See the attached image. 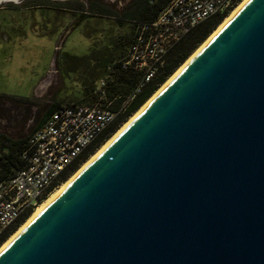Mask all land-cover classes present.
Returning a JSON list of instances; mask_svg holds the SVG:
<instances>
[{
    "label": "water",
    "instance_id": "obj_1",
    "mask_svg": "<svg viewBox=\"0 0 264 264\" xmlns=\"http://www.w3.org/2000/svg\"><path fill=\"white\" fill-rule=\"evenodd\" d=\"M0 264H264V0H245Z\"/></svg>",
    "mask_w": 264,
    "mask_h": 264
},
{
    "label": "rangeland",
    "instance_id": "obj_2",
    "mask_svg": "<svg viewBox=\"0 0 264 264\" xmlns=\"http://www.w3.org/2000/svg\"><path fill=\"white\" fill-rule=\"evenodd\" d=\"M84 1L18 0L15 3L5 2L0 5V145L4 144L1 143L5 142L4 138L28 137L37 128L43 113L53 103H92L98 81L107 75L105 66L125 53L133 28V22L120 15L126 9L127 0H96V5L99 4L96 9L107 8L113 15L119 13L118 17L101 15L96 9H86L88 6ZM52 6L58 7V10H55L56 7L51 8ZM81 11H94L92 14L98 15L79 16L77 19L78 12ZM75 23L77 25L65 33L67 28ZM132 82H127L117 91H131ZM109 92L113 93L111 90ZM123 123H120L92 154Z\"/></svg>",
    "mask_w": 264,
    "mask_h": 264
},
{
    "label": "built area",
    "instance_id": "obj_3",
    "mask_svg": "<svg viewBox=\"0 0 264 264\" xmlns=\"http://www.w3.org/2000/svg\"><path fill=\"white\" fill-rule=\"evenodd\" d=\"M240 0H170L149 22L136 23L125 55L107 66L92 103H66L52 112L27 138L20 152L24 166L0 178V238L28 216L57 186L60 174L142 92L162 66L168 50L201 21L227 14ZM134 71L139 79L130 92L108 91L109 72ZM118 98L122 103L112 109Z\"/></svg>",
    "mask_w": 264,
    "mask_h": 264
},
{
    "label": "trees",
    "instance_id": "obj_4",
    "mask_svg": "<svg viewBox=\"0 0 264 264\" xmlns=\"http://www.w3.org/2000/svg\"><path fill=\"white\" fill-rule=\"evenodd\" d=\"M170 0H133L125 6V11H122V18H126L133 22V28L131 32V37L129 44L132 39V34L136 23L138 22H149L152 21L164 5ZM91 4L89 8L91 10H98L101 15H113L111 11L107 8L96 9L97 5ZM99 6V5H98ZM96 7V8H95ZM96 9V10H95ZM91 11V12H94ZM98 12V13H100ZM119 13L113 16L118 17ZM225 14L213 15L194 26L188 33H186L180 40H178L166 53L164 62L162 66L158 69L156 75L147 84V86L142 90V92L128 105L126 113L123 116L118 117L113 123H111L98 137L91 143L84 152L79 156V158L74 161L66 170H64L58 177V181L54 186L58 185L60 182L64 181L77 166L84 161L90 154H92L95 149L117 128L120 123H123L129 115L134 113L151 95L154 91L165 81V79L175 71L179 65L188 57V55L211 33L217 23L221 20ZM118 20V19H117ZM122 44V43H121ZM128 44V46H129ZM125 45V43H123ZM128 48V47H127ZM127 50V49H126ZM126 52V51H125ZM125 53L116 60H112L109 64L117 62L121 59ZM107 64L105 66V72L107 73ZM111 75V80L108 82V91H113V94H118L119 88H123L124 85L133 81L131 87L139 79V73L134 71L123 72L116 74L115 72H109ZM108 74V73H107ZM118 86V87H117ZM111 87V88H110ZM131 88V89H132ZM123 92V93H122ZM120 94H126L130 91H122ZM111 93V92H110ZM122 103V99H116L112 104V109H116ZM66 104V103H65ZM62 104L53 103L46 111L43 113L41 120L37 128L44 122V120L55 110H57ZM36 128V129H37ZM28 137H20L17 139L4 138L5 142L0 145V178L13 175L17 170L24 166L23 161L20 158V152L26 143ZM27 215L16 222V224L11 227L8 232H6L1 238L0 243L4 241L8 235L14 230V228L22 222Z\"/></svg>",
    "mask_w": 264,
    "mask_h": 264
},
{
    "label": "bare ground",
    "instance_id": "obj_5",
    "mask_svg": "<svg viewBox=\"0 0 264 264\" xmlns=\"http://www.w3.org/2000/svg\"><path fill=\"white\" fill-rule=\"evenodd\" d=\"M0 1H2V0H0ZM4 1V0H3ZM12 1H14V2H17L18 0H12ZM245 0H241L229 13H228V15L222 20V22L220 23V25L213 31V32H211L210 33V35L198 46V48L209 38V37H211L229 18H230V16L242 5V3L244 2ZM197 48V49H198ZM197 49L186 59V61L197 51ZM185 61V62H186ZM184 62V63H185ZM183 63V64H184ZM183 64H181L167 79H166V81L162 84V85H160V87L152 94V96H150V98H148V100L135 112V113H133L130 117H129V119L126 121V122H124L122 125H121V127L116 131V132H118L132 117H134L147 103H148V101H150V99H152V97H154V95H156V93H158L167 83H168V81L175 75V73L181 68V66L183 65ZM115 132V133H116ZM114 133V134H115ZM113 134V135H114ZM112 135V136H113ZM111 136V137H112ZM110 137V138H111ZM109 138V139H110ZM108 139V140H109ZM104 144V143H103ZM102 144V145H103ZM101 145V146H102ZM100 146V147H101ZM93 155V154H92ZM92 155L86 160V161H84V163L67 179V180H65L60 186H58L54 191H52L48 196H47V198L49 197V196H51L52 194H54V193H56L57 191H59L60 189H62L67 183H68V181L70 180V178L92 157ZM47 198H45L41 203H39L35 208H34V210L32 211V213H31V215L25 220V222L24 223H22L19 227H18V229L23 225V224H25L27 221H28V219L33 215V213L47 200ZM17 229V230H18ZM16 230V231H17ZM15 231V232H16ZM14 232V233H15ZM12 235V234H11ZM10 235V236H11ZM9 236V237H10ZM8 237V238H9ZM7 238V239H8ZM7 239H6V241H7ZM6 241H4L3 243H2V245L6 242ZM1 245V246H2ZM0 246V247H1Z\"/></svg>",
    "mask_w": 264,
    "mask_h": 264
},
{
    "label": "flooded vegetation",
    "instance_id": "obj_6",
    "mask_svg": "<svg viewBox=\"0 0 264 264\" xmlns=\"http://www.w3.org/2000/svg\"><path fill=\"white\" fill-rule=\"evenodd\" d=\"M64 1H66V0H64ZM131 1H133V0H127V1H126V4L130 3ZM84 3H87V6H88V7H85L86 9L89 8V6H90L91 4H97V3H96V0H95V1H92V0H85ZM126 4H124V6H125ZM98 5H99V4H98ZM98 5H97V6L95 5V6L98 7ZM54 7H56V6H54ZM56 8H58V7H56ZM78 13H79V15H77V19L79 18V16H81V17H82V16H83V17H86V16H88V15H90V16H91V15H92V16L98 15V14H95V13L92 14V12L90 13V12H88V11H81V12H78ZM75 19H76V18H75Z\"/></svg>",
    "mask_w": 264,
    "mask_h": 264
},
{
    "label": "crops",
    "instance_id": "obj_7",
    "mask_svg": "<svg viewBox=\"0 0 264 264\" xmlns=\"http://www.w3.org/2000/svg\"><path fill=\"white\" fill-rule=\"evenodd\" d=\"M37 6V5H36ZM39 6V5H38ZM40 7H49V6H47V5H40ZM54 6H52L51 8H53ZM55 10H58V8H56Z\"/></svg>",
    "mask_w": 264,
    "mask_h": 264
}]
</instances>
